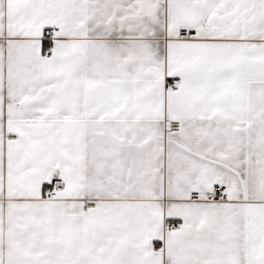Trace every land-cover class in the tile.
Segmentation results:
<instances>
[{
	"label": "crops",
	"instance_id": "obj_1",
	"mask_svg": "<svg viewBox=\"0 0 264 264\" xmlns=\"http://www.w3.org/2000/svg\"><path fill=\"white\" fill-rule=\"evenodd\" d=\"M0 264H264V0H0Z\"/></svg>",
	"mask_w": 264,
	"mask_h": 264
},
{
	"label": "built area",
	"instance_id": "obj_2",
	"mask_svg": "<svg viewBox=\"0 0 264 264\" xmlns=\"http://www.w3.org/2000/svg\"><path fill=\"white\" fill-rule=\"evenodd\" d=\"M57 28L49 27L46 30V37L52 39L56 33ZM196 36L194 30L179 28L176 32L175 38L179 40H192ZM179 78H172L165 80V91L172 92L177 90L179 85ZM180 129V123L178 121L165 120L164 132H177ZM8 140L16 139L15 135L7 136ZM63 190V182L61 180H55L51 187L46 189L43 194L44 199H58L60 192ZM227 192L221 186H214L206 192H191L187 198L191 202H221L226 200ZM83 207L85 209H90L95 207L94 201L84 200Z\"/></svg>",
	"mask_w": 264,
	"mask_h": 264
}]
</instances>
